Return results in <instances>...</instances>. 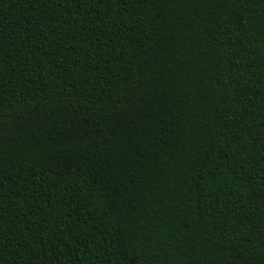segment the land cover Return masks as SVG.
Instances as JSON below:
<instances>
[{
  "label": "trees",
  "instance_id": "obj_1",
  "mask_svg": "<svg viewBox=\"0 0 264 264\" xmlns=\"http://www.w3.org/2000/svg\"><path fill=\"white\" fill-rule=\"evenodd\" d=\"M0 264H264V0H0Z\"/></svg>",
  "mask_w": 264,
  "mask_h": 264
}]
</instances>
